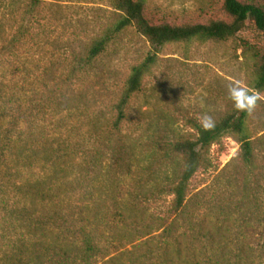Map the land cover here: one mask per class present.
<instances>
[{"label": "trees", "instance_id": "trees-1", "mask_svg": "<svg viewBox=\"0 0 264 264\" xmlns=\"http://www.w3.org/2000/svg\"><path fill=\"white\" fill-rule=\"evenodd\" d=\"M23 1L26 5L16 31L3 45L13 57L9 79L2 72L7 56L0 53V194L12 189L17 195L12 205L0 208V264H97L99 256L111 252L101 243H113L114 231L128 223L126 213L143 212L145 202L161 194L173 198L170 217L185 215L192 180L210 167V150L223 148L225 138L237 140L240 162L255 170V135L248 123L252 111L238 110L234 101L230 112L211 124L210 130L196 123L194 138L152 139L145 154L128 140L126 128L133 122L130 107L157 65L156 54L131 66L108 118L93 124L91 145H85L82 155L76 152L80 143L52 132L47 123L76 109V104L88 108L74 103L76 87L125 31L133 28L152 47L224 42L248 23L264 34V0H222L220 11L227 19L182 22L159 19L146 0H107L119 14L116 21L92 40L85 53L73 57L68 70L52 77L49 71L32 68L29 59L17 52L32 38L29 22L42 17L46 0ZM246 91L264 92V55L258 56L255 79ZM238 99L241 104L248 102L247 96ZM98 112L103 115L104 111ZM176 159L182 161L179 168L174 167ZM142 162L146 183H151L146 194L127 186ZM159 220L164 231L158 238L171 236L173 223ZM189 222L192 243H203L202 238L209 235Z\"/></svg>", "mask_w": 264, "mask_h": 264}, {"label": "rangeland", "instance_id": "rangeland-1", "mask_svg": "<svg viewBox=\"0 0 264 264\" xmlns=\"http://www.w3.org/2000/svg\"><path fill=\"white\" fill-rule=\"evenodd\" d=\"M146 1L159 19H227L220 11L222 0ZM25 5L23 0H0V53L7 56L2 67L7 79L12 77L13 57L3 45L16 31ZM118 15L107 0H46L42 17L29 22L32 38L17 52L29 59L32 68L49 71L51 77L58 75L68 70L73 57L85 53ZM152 54L158 57L157 65L146 77L143 91L132 101L133 122L126 128L128 140L142 154L152 139L194 138L196 123L211 125L230 112L233 100L229 89L238 86L248 90L251 86L257 58L264 55V34L248 23L228 41L152 47L131 28L115 39L77 85L74 103H85L88 108L76 104V109L51 118L49 129L59 136L72 137L74 144L80 143L76 152L82 155L91 145L93 124L108 118L110 105L131 66ZM255 94L259 102L248 121L255 135V170L240 162L237 140L225 138L223 148L214 146L210 150V167L192 180L185 215L170 217L173 198L167 194L145 202L143 212L126 213L128 223L114 231L113 243H101L111 252L99 256L97 264H264V92ZM173 163L176 168L182 165L181 159ZM142 166L143 162L135 168V178L129 177L127 186L146 194L151 183H146ZM14 201L17 195L12 189L0 194V208ZM159 219L173 223L171 236L158 238L164 231ZM190 220L198 232L209 235L202 238L203 243H192Z\"/></svg>", "mask_w": 264, "mask_h": 264}, {"label": "clouds", "instance_id": "clouds-1", "mask_svg": "<svg viewBox=\"0 0 264 264\" xmlns=\"http://www.w3.org/2000/svg\"><path fill=\"white\" fill-rule=\"evenodd\" d=\"M229 95L230 98L234 101V106L241 111H248L251 112L257 103V100L259 99L258 95H254V94H249L245 89L240 88L238 86H234L232 88L229 89ZM241 96H247L248 97V102L246 104H241L239 102V97ZM206 119H209L208 117H206ZM211 125H205V130H210Z\"/></svg>", "mask_w": 264, "mask_h": 264}]
</instances>
